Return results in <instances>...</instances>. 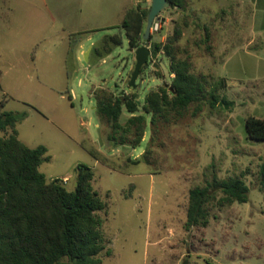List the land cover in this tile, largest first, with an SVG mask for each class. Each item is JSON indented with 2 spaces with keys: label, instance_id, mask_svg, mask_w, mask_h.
Returning <instances> with one entry per match:
<instances>
[{
  "label": "rangeland",
  "instance_id": "obj_1",
  "mask_svg": "<svg viewBox=\"0 0 264 264\" xmlns=\"http://www.w3.org/2000/svg\"><path fill=\"white\" fill-rule=\"evenodd\" d=\"M122 5L129 1L0 0V12H41L35 23L22 16L29 26L0 32V112L26 115L14 129L27 147H46L49 160L39 171L47 182L59 179L73 191L76 166L93 171L111 251L100 256L101 264H264V141L248 139L245 130L248 117L264 120V0L169 5L148 39L150 50L159 44V52L151 54L134 89L128 84L135 49L118 27ZM150 6L142 0L138 8ZM145 27L146 19L142 34ZM176 27L179 36L167 45ZM108 35L121 45L106 54L100 43ZM171 59L187 62L202 80L197 100L182 111L167 109L158 129L150 128L148 117L139 147L113 146L108 125L97 117L95 94H136L143 104L148 93L171 82ZM212 86L216 108L210 106ZM128 118L123 109L120 123ZM10 133L0 131V137ZM213 177L241 178L247 202L219 206L214 200L207 226L186 230L189 190Z\"/></svg>",
  "mask_w": 264,
  "mask_h": 264
},
{
  "label": "trees",
  "instance_id": "obj_2",
  "mask_svg": "<svg viewBox=\"0 0 264 264\" xmlns=\"http://www.w3.org/2000/svg\"><path fill=\"white\" fill-rule=\"evenodd\" d=\"M167 1L171 7H181V0ZM148 12L130 9L118 26L125 32L129 49L140 46L143 21ZM178 36L176 27L174 35L167 38V45ZM120 45V38L110 35L100 43L106 54ZM159 49L160 45L154 44L152 57H156ZM154 73L161 77L159 71ZM169 74L173 75L171 82L148 93L143 104L136 94L114 95L104 91L95 94L97 117L109 128L108 142L135 149L144 139L148 117L150 128L158 129V118L167 109L182 111L195 103L204 84L190 73L189 64L171 59ZM215 90L212 86L209 91L212 108L220 102ZM123 109L129 118L121 124ZM25 116L0 112V131L11 130L7 136L0 137V264H101L100 256L103 253L110 256L111 251L106 250L107 242L101 231L99 213L106 205L92 188L93 171L85 165H77V185L73 191H67L59 179L47 182L39 171L43 161L49 160L46 147H27L14 129ZM245 130L248 139L264 141V120L248 117ZM260 181L264 185V167L260 171ZM248 192L246 184L237 177L225 180L213 177L203 187L190 189L185 229L207 226L210 202L216 200L219 206L245 203ZM217 194L221 197L216 198Z\"/></svg>",
  "mask_w": 264,
  "mask_h": 264
},
{
  "label": "water",
  "instance_id": "obj_3",
  "mask_svg": "<svg viewBox=\"0 0 264 264\" xmlns=\"http://www.w3.org/2000/svg\"><path fill=\"white\" fill-rule=\"evenodd\" d=\"M169 6L167 0H151V6L146 19V27L142 39L145 41L143 46H139L134 51L135 65L134 70L131 73L130 81L128 86L132 89L136 86V80L141 72V69L146 66L150 61L151 50L149 47L148 39L150 37V31L154 20L157 15L165 10ZM85 59L87 60V54H84ZM153 68L157 71H160V68L157 64H153ZM219 106H225L223 103H220ZM226 107V106H225ZM182 264H189L187 260H184Z\"/></svg>",
  "mask_w": 264,
  "mask_h": 264
},
{
  "label": "crops",
  "instance_id": "obj_4",
  "mask_svg": "<svg viewBox=\"0 0 264 264\" xmlns=\"http://www.w3.org/2000/svg\"><path fill=\"white\" fill-rule=\"evenodd\" d=\"M128 1H129V5H122L121 7V11L125 12V14L130 9L138 8L139 3L142 0H128ZM22 16H24L25 18L32 16L34 18V23H35L36 22L35 20L37 19V17L41 16V12H11V9L9 7H6V12H0V32H3L2 30L6 32H14L19 27L24 28V26H29V22L27 25L25 18L23 19ZM0 37H1V34H0ZM80 47H82L81 43H79L77 48H80ZM72 97L73 96L71 95V102H72Z\"/></svg>",
  "mask_w": 264,
  "mask_h": 264
},
{
  "label": "built area",
  "instance_id": "obj_5",
  "mask_svg": "<svg viewBox=\"0 0 264 264\" xmlns=\"http://www.w3.org/2000/svg\"><path fill=\"white\" fill-rule=\"evenodd\" d=\"M157 28H158V24H157L156 19H155L153 24H152L151 30L155 31Z\"/></svg>",
  "mask_w": 264,
  "mask_h": 264
}]
</instances>
